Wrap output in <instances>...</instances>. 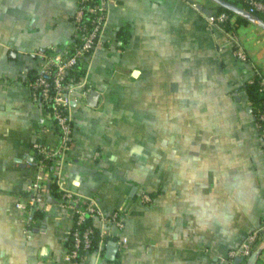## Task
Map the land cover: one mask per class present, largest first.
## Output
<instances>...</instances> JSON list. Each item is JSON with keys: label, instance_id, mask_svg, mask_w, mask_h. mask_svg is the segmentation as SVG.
Returning a JSON list of instances; mask_svg holds the SVG:
<instances>
[{"label": "crops", "instance_id": "crops-1", "mask_svg": "<svg viewBox=\"0 0 264 264\" xmlns=\"http://www.w3.org/2000/svg\"><path fill=\"white\" fill-rule=\"evenodd\" d=\"M216 4L108 1L86 67L96 103L71 102L72 138L51 162V181L94 197L103 214L117 211L124 224L109 239L127 241L114 258L99 241L80 264H225L263 226L264 146L244 84L264 80V26L234 13L225 31L207 17ZM76 7L0 0V264H65L71 210L50 181L31 205L33 142L58 146L60 137L29 79L41 52L71 42ZM258 248L254 264H264V231Z\"/></svg>", "mask_w": 264, "mask_h": 264}, {"label": "built area", "instance_id": "built-area-1", "mask_svg": "<svg viewBox=\"0 0 264 264\" xmlns=\"http://www.w3.org/2000/svg\"><path fill=\"white\" fill-rule=\"evenodd\" d=\"M108 1L77 0V7L71 16L73 27L71 42L60 52L54 54L41 52L37 67L29 79L33 100L52 120L60 137L58 146L39 141L33 142V153L42 157L36 159L40 174L29 184V188L33 191L31 205L41 201L48 182L55 179L57 172L51 170V162L63 153L71 141L73 134L72 118L69 113L71 102L84 101L92 90L91 84L86 79V67L94 49L102 44V29L107 18ZM243 1L246 3V10L250 13L264 10V0ZM207 17L212 23H224L230 19V14L219 11L212 12ZM236 54L241 59L245 58L244 53L239 49ZM259 84L262 90L264 80L260 79ZM256 120L264 146V110H259ZM59 201L62 207L69 208L72 213L69 233L71 232L73 241L66 248L65 264H80L85 254L80 252V249L86 250L91 247L92 234L96 228L103 238L100 241L106 244L114 233L111 228L120 229L124 224L123 217L117 211L103 214L94 197H83L64 189L60 192ZM16 205L21 209L27 207L23 202H17ZM87 217L91 218V222L85 225ZM95 217L101 219L100 227L92 223ZM261 231H264V224L261 228L251 231L238 246L229 249L224 258L225 264H247ZM126 241L125 236L116 239L118 246L124 245ZM237 257L240 259L236 262Z\"/></svg>", "mask_w": 264, "mask_h": 264}, {"label": "trees", "instance_id": "trees-1", "mask_svg": "<svg viewBox=\"0 0 264 264\" xmlns=\"http://www.w3.org/2000/svg\"><path fill=\"white\" fill-rule=\"evenodd\" d=\"M229 1L235 5H238L244 9H246V3L243 0H226ZM219 11H226L228 12L230 15L234 14V12H232L231 10L216 4L215 7V11L214 12H219ZM253 14L255 17L263 19L264 18V10L263 11H254ZM246 19L244 17H241L240 15H237V21L242 22L245 21ZM225 31H228L229 29H231V25L229 24L228 21L224 22V23H218ZM259 80L260 77L258 75L254 76L253 79L245 82L244 84V88L248 94V98L250 100V104L252 106V110L255 114V117H257L259 110H264V88L262 90H260V84H259ZM257 122V120H256ZM42 156L34 153V158L38 159L41 158ZM48 162H51L50 159H47ZM57 181H50L49 182V190L51 191L52 194L56 195V196H60V192L57 191ZM91 222V218L87 217V220L85 221V225ZM103 239L100 235H99V230L96 228L94 233L92 234V242H91V247L89 249L86 250H82L80 249V252L87 253L89 251H92L94 249H96L98 247V242ZM108 239H106L107 241ZM72 235L71 232L68 235L67 238V246H70L72 244Z\"/></svg>", "mask_w": 264, "mask_h": 264}, {"label": "water", "instance_id": "water-1", "mask_svg": "<svg viewBox=\"0 0 264 264\" xmlns=\"http://www.w3.org/2000/svg\"><path fill=\"white\" fill-rule=\"evenodd\" d=\"M215 1L217 4L231 10L232 12L236 13V14H239V15H242L246 18H249V19H254L253 15L248 12L246 9L238 6V5H235L229 1H226V0H213ZM198 7L200 8L201 5H198ZM204 11L206 10L205 7H201ZM258 22L260 25L264 26V21L261 20V19H258ZM97 95H98V92L95 90V89H92L89 94H88V97H87V101L89 104H92L94 105L96 103V99H97ZM135 188V187H133ZM116 248H117V243L115 240L113 239H109L108 240V243H107V246H106V252H105V255L106 257L108 258H114L115 256V251H116ZM259 248L258 249H255L254 251H252L251 255L249 256L248 260H247V264H254L255 261H256V257H257V254L259 252ZM240 258L237 257L235 259V261L237 262Z\"/></svg>", "mask_w": 264, "mask_h": 264}]
</instances>
